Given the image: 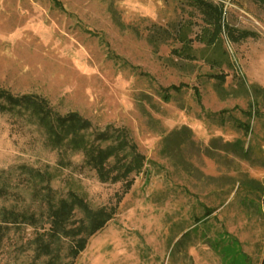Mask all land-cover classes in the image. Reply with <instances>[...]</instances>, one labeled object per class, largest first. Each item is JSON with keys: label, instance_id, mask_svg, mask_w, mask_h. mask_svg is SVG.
Masks as SVG:
<instances>
[{"label": "rangeland", "instance_id": "1", "mask_svg": "<svg viewBox=\"0 0 264 264\" xmlns=\"http://www.w3.org/2000/svg\"><path fill=\"white\" fill-rule=\"evenodd\" d=\"M57 1L0 0V87L46 100L55 116L78 112L91 122L89 142L123 129L145 163L129 189L102 182L83 152L50 144L31 104L14 112L2 99L0 264H260L261 193L246 182L264 184V97L253 91H264V2L207 0L230 27L253 32L234 41L224 30L230 64L218 66L196 38L211 27L193 0ZM182 22L196 59L175 54L174 37L148 41L153 24L173 31ZM222 73L223 83L211 77ZM185 126L191 138L165 151ZM237 140L248 159L225 149ZM71 191L93 210L116 207L77 257L72 237L50 236V208ZM85 219L76 209L68 224Z\"/></svg>", "mask_w": 264, "mask_h": 264}, {"label": "trees", "instance_id": "2", "mask_svg": "<svg viewBox=\"0 0 264 264\" xmlns=\"http://www.w3.org/2000/svg\"><path fill=\"white\" fill-rule=\"evenodd\" d=\"M260 1L264 2V0ZM56 3L60 5L57 0ZM193 3L204 14L205 22L211 27L204 28V32L196 36L199 41L207 45V50H212L213 52L208 59L209 63L218 66L224 63L230 64L229 54L223 46L222 34L224 30L227 29L226 35L234 41L239 40V38H247L253 35V32L247 30L239 31L230 27L223 19L224 8L222 5H216L207 0H193ZM190 29L191 27L186 22L176 25L173 31L153 24L147 38L153 46L158 47L159 44L174 37L181 44L179 48L174 50V53L188 59H196V52L193 47L194 39L189 37ZM211 77L216 78L221 83L226 79L223 73L212 74ZM172 88L181 90L180 86H172ZM253 91L257 98L264 97V91L260 87L254 85ZM196 92L198 93V91ZM2 99L10 101L12 105L9 106V109L14 112L15 106L20 103L24 104V102H27L31 104L34 112L39 116L41 125L47 131L50 144L55 148L68 146L74 151L83 152L86 163L95 169L102 182L117 183L125 180L126 188L129 189L133 184L132 180H128L129 176L133 172H140L144 166L145 156L138 151L135 143L130 142L123 129L115 132H109L110 129L100 132L97 135V139L101 142H89L86 138L85 130L91 126V122L76 111H71L66 115L55 116L48 107L46 100L28 94L17 98L8 89L0 87V108L6 109V106L1 101ZM164 99L169 100V96L165 95ZM251 113V111L248 112L249 116H251ZM241 125L247 132L250 130V123H242ZM191 133V129L186 126L173 131L166 138L165 151L170 153L175 150L174 146L179 148L184 145L191 138ZM114 138L117 140L116 143H109L106 146L102 145L104 141ZM225 149L231 150L246 159L250 157V151L244 147L242 140L226 142ZM112 158H115L116 161L110 166L109 161ZM246 184L261 193L262 209L264 211V184L256 179H250ZM76 209L84 211L86 219L82 220L80 224L70 227L68 223ZM115 212L116 207H101L93 210L78 193L71 191L68 198L60 199L56 204L53 203L50 208V236L63 233L65 236L72 237L74 244L70 248L69 253L72 257H77L86 248L89 238L102 230L108 221L113 218ZM16 217L14 216L13 219H16ZM41 247L44 252H51L49 244H42ZM260 264H264V254Z\"/></svg>", "mask_w": 264, "mask_h": 264}]
</instances>
